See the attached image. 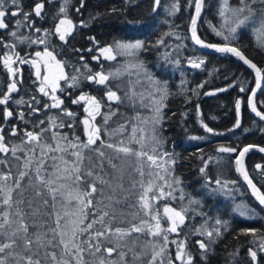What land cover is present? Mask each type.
Returning a JSON list of instances; mask_svg holds the SVG:
<instances>
[{"label": "trees", "instance_id": "16d2710c", "mask_svg": "<svg viewBox=\"0 0 264 264\" xmlns=\"http://www.w3.org/2000/svg\"><path fill=\"white\" fill-rule=\"evenodd\" d=\"M37 2L39 0H20L23 10L21 16L6 17L9 28L0 29V56L12 51L5 48L4 43L14 44V51L29 59H35L36 51L44 50L45 45L30 43L31 39L42 36L43 32L37 33L26 25L17 29L15 25V21L22 19L23 13L31 12ZM239 2L240 0H228L232 8L237 7ZM44 3L43 18L33 14L29 19L34 21V28L54 33V25L63 17L59 8L64 0H44ZM174 4L178 5L179 10L170 14ZM83 5L81 7V0H69L67 4V17L75 25L74 32L67 37V43L55 34L47 37L48 49L64 63L68 76L79 77L77 87H69L70 81H64L61 82L62 91L59 94L56 92L64 101L62 107L76 113L75 120L71 121V118L60 113V109L44 110V105L51 104L52 101L40 94V83L38 84L34 77L35 69L26 64L21 73L23 83L18 85L19 91L12 94L11 103L7 106L13 111L10 120L3 119L5 106L0 105V127L10 134L12 126H17L22 136L23 130L38 132L47 127L48 117L60 114L58 123L60 120L65 124L71 121L74 126H65L54 131L65 133L69 138L75 135L81 140L86 139L83 125L80 123L86 116L84 105L73 104L72 100L78 98L81 93L95 96L105 105L101 109L105 113L109 108L115 110L118 106V103H110L107 100L106 88L103 85L86 79L91 74L107 73L110 69V62L101 55L100 49H113L118 43L142 42L143 46L136 55L137 59L151 77L153 86L149 87V91L154 97L158 94L155 98L163 103V117L156 125L160 140L157 147L159 152L169 154L166 159L174 161L170 165V175L161 173L166 176L170 185L165 191L172 193L171 199H166L165 204L175 209H183L185 215L184 224L179 228L180 236H175L179 241L186 239L192 264H254L249 249L257 251L256 264H264V252L259 248L260 243L264 241V211L251 198L233 168L234 158L243 147L250 145L264 148V124L257 122L247 109L248 96L254 86L253 76L228 55L201 53L192 46L189 24L193 7L189 6V0H161V6L155 11L154 0H83ZM222 5L223 0L203 1L197 35L205 43L229 44L238 48L258 68L264 70V48L259 46L258 36L253 35L254 30L250 24L238 29L235 39L226 41L223 38L228 33L224 19L219 15ZM8 6L12 7L10 4ZM252 7L259 14L262 5L257 2ZM11 31H17L19 37L29 39L21 43L9 34ZM217 31L222 34L217 35ZM200 59L204 61L200 68L189 67L190 60ZM9 82V74L3 70L0 63V94L6 91ZM201 85L203 87H200ZM241 87L245 89L244 92L240 91ZM157 89L162 91L157 92ZM220 89L227 90L219 91ZM208 92L215 94L206 95ZM21 97L40 111L31 114L27 104H16L15 101ZM33 97L40 103L36 104L32 100ZM238 99L241 101V109L240 127L237 128L235 104ZM255 101L257 109L264 112V81ZM119 109L122 112V107ZM19 112L24 113L28 123L18 118ZM40 120H45V124L36 127ZM96 123L103 129L102 116H97ZM201 125H207L213 131H205ZM9 134L6 135L7 142L19 143L20 136L12 138ZM44 135L49 137L51 133L45 132ZM101 135L106 140L103 131ZM191 137L197 139L193 140ZM221 146L235 148L237 151L221 153L217 151ZM221 163L228 166L226 173L221 170ZM244 163L249 178L264 193V158L251 153L245 157ZM257 165H260L259 169ZM149 170L153 173L159 171L155 168L148 169L145 162V172ZM152 178L154 177L147 175L144 177L145 181ZM140 179L138 174L133 178L136 181ZM177 179L179 183L175 182ZM217 180L220 181L219 184L216 183ZM157 183L163 184V181L157 180ZM130 185L131 183L125 185V188H130ZM231 188L237 192L236 197H227L221 192V189L228 191ZM140 191L137 184L128 201L119 207L124 208L126 213L135 212L136 209L131 205L136 204ZM238 201L248 205L254 213L253 218L241 219L234 215V204ZM163 203L159 202V212L162 211ZM91 219L90 216L86 223ZM217 220L221 223L217 224ZM117 224L121 227L127 226L119 222ZM162 228H165L164 224ZM195 229H200L204 234L198 235ZM245 230H255V235H246ZM208 231L213 233L211 237L207 236ZM217 231L219 235L216 234ZM197 241H203L207 245V251L201 250ZM172 248L170 245L168 254L174 259ZM116 258L115 256L114 259ZM126 259L130 261L131 254ZM141 261L146 262L147 259L142 257Z\"/></svg>", "mask_w": 264, "mask_h": 264}, {"label": "snow or ice", "instance_id": "6c2138e0", "mask_svg": "<svg viewBox=\"0 0 264 264\" xmlns=\"http://www.w3.org/2000/svg\"><path fill=\"white\" fill-rule=\"evenodd\" d=\"M68 2L69 0H64L59 8V13L63 14V17L59 18L54 25V33L34 28V21L29 19L33 14L35 17L43 18L44 0H39L31 12L23 13L22 19L15 21L17 29L26 25L37 33L43 32L42 36L31 39L30 43H38L45 47L43 51L35 52V59H29L15 52L14 44H3L5 48L12 49L0 56V63L3 64L10 77L6 91L0 94V105L5 106L3 109L5 121L13 117V111L7 106L12 100V94L19 91L18 85L23 83L20 69L14 67L17 62L30 64L35 69V76L40 82L38 91L52 101L51 104L44 105V110L60 109V113L71 118V121L75 120L76 113L62 107L64 101L56 95V92L62 91L61 80L70 81L69 87H77L79 77L77 75L69 77L64 71V63L58 60L54 52L47 47V37L51 34H55L65 43H67V37L72 35L75 25L67 17ZM257 2L262 5L259 14L252 7ZM83 6V0H81V7ZM160 6L161 0H154L153 11ZM189 6H194L195 9V15L191 18L192 40L202 48H213L220 53H231L243 61L255 72L256 89H260L261 82L264 81V70L258 68L234 46L229 44L218 46L203 42L197 35V19L201 14L203 0H189ZM178 10V5L174 4L170 14H175ZM22 12L20 0H0V29L9 28L6 17H19ZM219 15L227 26L228 34L223 37L226 41L235 39L238 29L250 24L258 36L259 46L264 48V0H240L235 8L229 6L228 0H223ZM9 34L21 43L29 39L19 37L17 31H11ZM216 34L221 35L222 33L217 31ZM142 46V42H136L134 44L118 43L116 47L130 53L131 50ZM100 52L106 60L116 59L111 47L102 48ZM203 63L202 59L189 61L193 68H200ZM84 67L87 68V65ZM119 77L118 70L107 74L97 72L87 76L86 79L103 85L106 88V98L110 103H123L124 100H128L134 104L139 98L143 104L144 94L140 93L138 97L134 88L129 89L124 97L112 90L108 81L110 78L119 79ZM149 79L151 80V77ZM226 90L220 89L219 91ZM160 91L162 90L157 89V92ZM240 91L244 92L245 89L241 87ZM205 94L214 95L215 93ZM255 97L256 90L254 89L248 98V106L260 120L264 121V112L257 109ZM149 98L157 105L154 108V118L134 117L132 119L139 120L138 123L127 120L123 123L117 122L115 127L109 128V121L117 115V112L110 108L108 112H102L101 109L105 107L102 100L89 94L79 95L78 98L72 100V103H83L84 105L83 111L86 116L80 121L86 137L84 140H81L79 136L73 135L69 138L65 133L54 131L57 128L74 126L71 121L65 124L60 120L58 123L60 114L49 116L47 127L41 128L38 132L23 130L22 136L13 125L10 135L20 136L19 143L7 142L4 128L0 127V154H2L0 155V264H138V262L145 264L141 258L146 255L145 249L149 245L151 254L146 264H175V261H179L180 264H192V256L187 250L186 239L180 241H169L168 239L170 233L180 234L178 229L185 221V216L182 214L184 210H176L165 205L163 218H166L169 226L162 228L161 214L155 208L159 200L172 196L171 191H165V188L170 185L166 176L161 173L170 175V165L174 161L166 159L169 154L159 152L157 147L160 140L155 125L162 119L160 115L162 106L160 101L152 98L151 94ZM32 100L36 104L40 103L35 97ZM15 103L27 104L31 109V114L40 111L25 101L23 97ZM235 109L239 117L241 109L239 99L236 101ZM97 116L103 118V129L96 123ZM18 118L28 123L23 112L18 113ZM150 123L152 125L150 131L141 126ZM43 124L45 120H40L36 127ZM203 126L205 131L210 133L213 131L207 125ZM235 127H240L239 118ZM102 131L108 139L105 140L102 137ZM45 132H50L51 135L45 137ZM191 139H197V137H191ZM149 143L151 144L150 150ZM133 145L138 147H133ZM251 147L246 146L239 151L236 159L237 171L241 173L259 203L264 205V193H261L249 178L243 164V157ZM217 151L232 153L237 149L221 146ZM259 151L264 152V148H260ZM129 160L132 163L128 164V168H131V171L138 174L141 179L133 180L130 188L126 189L124 180L127 169L124 164ZM145 162H147L148 169L155 168L159 171L153 173L149 170L146 173ZM256 167L259 169L260 165ZM201 171L203 172L204 169ZM146 175L154 178L145 181ZM157 180L163 181V184L157 183ZM175 182L179 183V180ZM216 183L219 184L220 181L217 180ZM137 184L141 191L136 204L131 205L136 211L126 213L124 208L119 206L128 201ZM106 189L107 194H105ZM90 216L92 219L86 223ZM117 222L127 224V226H118ZM216 223L220 224L221 221L217 220ZM195 232L198 235L204 234L200 229H195ZM206 234L208 237L213 235L211 231ZM216 234L219 235V231ZM244 234L254 236L255 230H245ZM142 237L152 239L142 240ZM160 241L163 243L161 244ZM169 243L177 246L174 259L167 257L166 245ZM197 243L201 250L207 251V245L203 241H197ZM259 248L261 252H264V241L260 243ZM248 251L252 261L256 264L257 251L254 249ZM114 253L116 259H113ZM129 254L132 257L131 261L126 259Z\"/></svg>", "mask_w": 264, "mask_h": 264}, {"label": "rangeland", "instance_id": "374dc122", "mask_svg": "<svg viewBox=\"0 0 264 264\" xmlns=\"http://www.w3.org/2000/svg\"><path fill=\"white\" fill-rule=\"evenodd\" d=\"M252 33H253V35L256 34L254 31ZM123 44H134V43H123ZM115 46H117V45H115ZM139 50H140V48L134 49V50H131V52L129 53L127 51L117 49V47L113 48V54L116 55V59L115 60H109L110 69L107 73H110V72L115 73L119 70L120 77H119V79H111L110 78V80L108 81V85L112 88L113 91L117 92V95H119L121 97H124L125 93L127 91H129V89L134 88L138 97H139L140 93L144 94V103L141 104L139 98L136 99L134 104L128 100H124L123 103H118L117 104L118 106L116 107L117 111H116V109L114 110L117 112V115L113 116L112 120L109 121V124H108L109 128L115 127L117 122L123 123L127 120H132L133 123H138L139 120L132 119L134 117H139L140 119H152L155 117L154 108L157 105L152 102V99H150L149 96L151 94L152 98L157 100L155 97H158L159 95L156 94V96L154 97L153 96L154 94L149 91V87L153 86L151 84L152 80L149 79V76L147 75L146 69L144 68L142 63L137 59L136 55L139 53ZM174 66L176 67V64H174ZM137 81H139V83H137ZM81 94H84V93H81ZM144 105H147V106H144ZM160 105L162 106L160 115L163 117V103L161 101H160ZM120 107H122V109H123L122 112L119 111ZM130 109H132L133 111H130ZM156 125H155V127H156ZM141 126L147 128L149 131L151 130V127H152L151 123L148 125H141ZM105 137H106V139H108L107 136H105ZM133 146L138 147L137 145H133ZM150 147H151V144L149 143V148ZM117 163H119V162H117ZM129 163H132V161H130V160L126 161L124 164V167L127 169V172L125 174V180H124L125 185L130 184L133 181L134 176L136 175V173L131 171V168H128ZM220 167L224 173L227 172L228 166L226 164L221 163ZM233 168H234V173H236V171H235V158H234ZM128 173H130V175ZM106 178H108V177H106ZM106 190H105V193H107ZM221 192L223 193V195H225L227 197H230L232 195H235V197H236V194H237V192L233 188L229 189L228 191L221 189ZM166 199H171V198L168 197ZM166 199L163 200L164 203L161 200H159L155 204V208L159 210V208H160L159 202L163 203L161 205L162 211L160 212V214H161V226H162V224H164L165 228H167L169 226V223L166 220V218H163V207L166 205L165 204ZM172 201H171V204L173 205L174 203ZM170 207H172V206H170ZM176 210H183V209H176ZM233 213L235 216H237L241 219H248V218L251 219L254 216L253 211L251 212L248 205L245 203H242L240 201L235 202ZM242 213H244V214H242ZM180 229H178V231ZM175 235H177V234L176 233L168 234L169 241H172V240L179 241L178 237ZM178 236H180V234ZM141 239L142 240H151L152 238L151 237H142ZM113 242H115V238H113ZM160 243L162 244L163 241H160ZM170 245H172V247H173L172 249H173V253H174V257H175L177 246H176V244L169 243L166 245L167 250L170 247ZM168 251H167V257H170L171 254H168ZM145 252H146V255L143 257L148 260V258L150 257V254H151V246L150 245L145 249ZM115 256L116 255L113 254V259L115 258ZM138 264H140V263H138ZM145 264H146V262H145ZM175 264H180V262L175 261Z\"/></svg>", "mask_w": 264, "mask_h": 264}, {"label": "water", "instance_id": "95a60500", "mask_svg": "<svg viewBox=\"0 0 264 264\" xmlns=\"http://www.w3.org/2000/svg\"><path fill=\"white\" fill-rule=\"evenodd\" d=\"M157 9V8H156ZM195 15V9H194V6H193V13H192V17ZM200 16H201V14H200ZM199 20H200V17L197 19V27H198V24H199ZM73 22V21H72ZM74 24V23H73ZM74 31V30H73ZM189 38H190V42H191V44L193 45V47L197 50V51H199V52H201V53H206V54H225V55H228V56H230V57H232V58H234L236 61H238L239 63H240V65L242 66V67H244L252 76H253V78H254V86H253V89L252 90H256V97L258 96V94L261 92V90H262V88H263V81L261 82V88L260 89H256V74H255V72L252 70V69H250L247 65H245L244 63H243V61H241V60H239L237 57H235V56H233L231 53H220V52H217V51H215V49H213V48H202V47H200V45H198V44H196L193 40H192V38H191V21H190V24H189ZM207 44H209V43H207ZM215 45H218V46H223V45H219V44H215ZM58 59V58H57ZM189 67H191L190 65H189ZM64 71H65V73H66V69H65V67H64ZM67 74V73H66ZM60 82H64V80H61ZM250 95H251V92H250V94H249V96H248V98L250 97ZM256 97H255V99H256ZM247 109H248V111H249V113H250V115L257 121V122H259V123H262V124H264V121H262V120H260V118L259 117H257L256 115H255V113H253L252 111H251V109H250V107L248 106V103H247ZM240 115V114H239ZM248 146H250V145H248ZM246 147V146H245ZM244 148V147H243ZM242 148V149H243ZM260 148H262V147H257V146H252L250 149H249V151L247 152V153H245V156L243 157V164H244V168H245V163H244V161H245V157L248 155V154H251V153H254V154H258V155H260L261 157H263L264 158V152H261V151H259V149ZM241 149V150H242ZM238 154H239V152L237 153V155H236V159L238 158ZM235 169H236V173H237V176H238V178H239V180L241 181V183L243 184V186L245 187V189L247 190V192L249 193V195L251 196V198L263 209V211H264V205H261L260 203H259V201L256 199V197L252 194V190H251V188H249V186H248V184H247V182L244 180V178H243V176L241 175V173L240 172H238L237 171V165H236V160H235ZM245 170H246V168H245ZM258 188V187H257ZM259 189V188H258ZM262 193V192H261Z\"/></svg>", "mask_w": 264, "mask_h": 264}, {"label": "flooded vegetation", "instance_id": "af4514ba", "mask_svg": "<svg viewBox=\"0 0 264 264\" xmlns=\"http://www.w3.org/2000/svg\"><path fill=\"white\" fill-rule=\"evenodd\" d=\"M21 57H24V56H21ZM25 58H27V57H25ZM2 64V63H1ZM25 65L26 64H19V62H18V64L17 65H15L14 67H18L19 69H20V74L22 73V70H23V68L25 67ZM2 67H3V70H5L6 72H7V70L4 68V66H3V64H2ZM28 67V66H27ZM42 75H43V69H42ZM35 78H36V76H34ZM10 78V77H9ZM37 79V78H36ZM37 83L39 84L40 82H39V80L37 79ZM60 88L62 89V87H61V82H60ZM61 91H57V94H59ZM56 94V95H57ZM9 103H11V101L9 102ZM10 120V119H9ZM16 128H17V126H16ZM17 131L19 132V130L17 129ZM7 134H9L8 132H6V131H4V135H5V138H6V135ZM10 135V134H9ZM11 136V135H10ZM12 138H16L17 136H11ZM6 141H7V138H6Z\"/></svg>", "mask_w": 264, "mask_h": 264}, {"label": "bare ground", "instance_id": "6f19581e", "mask_svg": "<svg viewBox=\"0 0 264 264\" xmlns=\"http://www.w3.org/2000/svg\"><path fill=\"white\" fill-rule=\"evenodd\" d=\"M219 45H223V44H219ZM223 55H225V54H223Z\"/></svg>", "mask_w": 264, "mask_h": 264}]
</instances>
